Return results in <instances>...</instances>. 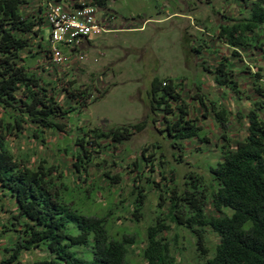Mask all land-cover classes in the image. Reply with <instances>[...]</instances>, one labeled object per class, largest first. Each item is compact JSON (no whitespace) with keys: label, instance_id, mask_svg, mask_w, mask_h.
Here are the masks:
<instances>
[{"label":"trees","instance_id":"trees-1","mask_svg":"<svg viewBox=\"0 0 264 264\" xmlns=\"http://www.w3.org/2000/svg\"><path fill=\"white\" fill-rule=\"evenodd\" d=\"M77 1L73 7L83 5ZM108 1L87 3L104 10ZM237 1L244 7L245 17L219 25L215 30L217 39L232 50L233 57H239L238 49L255 47L263 52L259 38L264 43V0ZM45 15L42 0H0V189L14 203V211L6 223L7 235L12 240L9 246L2 247L1 253L6 255L0 258V264H130L129 248L140 241L126 234L119 239L111 236L107 226L112 223V208L102 216L83 215L74 209L76 197L63 181L64 174L57 172V166L45 162L32 165L27 159L18 160L12 152V141L30 139L32 143L34 140L45 143L47 132H65L67 127L61 119L67 120L72 111L84 110L88 101L92 102L91 91L69 82L71 88L67 84L61 87L68 106L63 109L57 87L63 80L53 76L46 79L25 66L28 60L41 58L49 63V41L44 43L42 35L48 27ZM73 52L77 53L75 56L81 55L77 47ZM232 66L230 59L222 58L213 70L209 66L203 69L213 76L215 85L233 95L237 93L236 97L242 101L239 85L232 77ZM259 76L255 75L252 82L257 97L252 99L246 94L252 109L246 115L237 112L247 119V136L234 141L233 147L226 135L220 137L223 141L218 149L220 159L209 168L210 195L202 178L194 174L188 176L183 190L177 185L170 188L173 174L166 178L160 166L161 152L156 147L151 152L148 147L143 148L140 158L128 165L134 173L131 172L134 176L130 216L135 222L142 216L147 191L159 192L160 201L169 205L163 218L158 217L147 228L145 247L141 250L146 264H176L168 244L163 242L162 234L169 229L167 221L189 231L203 257L207 254L204 229H210L218 237L214 255L194 264H264V89ZM175 83L171 78H154L147 100L153 105V113L159 116L162 127L158 132L171 141L173 149L183 152L182 142L199 139L205 144L206 139L201 135L198 119L189 116L190 105L181 97ZM208 102L209 105L201 96L197 99L206 113L203 117L210 115L219 128L226 127L231 111L221 107L215 97ZM144 126L140 123L81 129L82 133L72 144L71 164L66 172L73 179L89 178L90 165L98 156L104 152L113 154L130 139L133 130L139 131ZM177 160L182 162L181 156ZM100 161L101 166L106 165L104 160ZM116 165L119 164L113 162L110 168ZM147 172L150 174L145 177ZM153 174L159 177L157 182ZM103 176L115 185L122 177L109 171ZM71 225L77 230L76 235L70 231ZM1 227L6 229L4 224ZM37 251H43L44 257L34 263L27 262L28 254Z\"/></svg>","mask_w":264,"mask_h":264},{"label":"rangeland","instance_id":"rangeland-1","mask_svg":"<svg viewBox=\"0 0 264 264\" xmlns=\"http://www.w3.org/2000/svg\"><path fill=\"white\" fill-rule=\"evenodd\" d=\"M74 1L67 0L68 3ZM87 1L77 2L91 5ZM108 2L107 9H96L98 17L109 23L106 26L108 33L92 39L90 43L80 42L83 45L79 43L77 50L81 55L75 56L77 53L73 49H64L71 61L60 68H53L47 59L42 58L28 60L25 64L46 79L53 76V79L63 80L57 83L58 101L63 109L68 106L61 87L67 84L71 88L69 82H76L81 89L91 91L92 102L88 101L84 110L72 111L67 120L61 119L67 127L65 132H47L45 143L18 139L12 141L11 149L18 160L27 159L32 165L45 162L46 165L57 166V172L64 174L63 181L76 197L74 209L83 215L102 216L112 208V223L107 226L111 236L119 239L126 234L140 241V244L136 243L129 248L127 260L130 264H146L141 257V250L145 247L147 228L163 213H167L169 205L160 201L159 192L147 191L142 216L135 222L130 216L134 173L128 169V165L140 158L143 148L148 147L151 152L156 147V151L161 152L160 166L166 178L173 174L174 181L169 184L170 188L177 185L178 189L183 190L188 176L194 174L202 178L206 193L210 195L212 186L209 168L220 159L218 149L223 143L220 137L226 135L233 147L234 141L242 140L248 134L247 119L241 114L246 115L252 109L246 94L252 99L257 97L252 87L255 75L261 76L263 83L260 84L264 89V51L255 47L238 49L239 57H233L232 50L217 39L215 30L219 25L245 17V9L237 0ZM49 34V27H45L42 32L44 43L48 41ZM261 42L264 49L260 37ZM222 58L232 61V77L239 85L242 101L236 97L237 93L233 95L215 85L213 76L203 69L209 66L213 70ZM154 78H171L176 82L181 97L190 105L189 116L198 119L202 128L201 135L206 139L205 144L199 139L187 140L182 142L185 149L180 152L173 149L171 141L158 132L162 127L158 122L159 116L153 113V105L147 100L149 86ZM199 96L207 105L215 97L221 107L231 111L226 127L219 128L210 115L203 117L205 111L197 103ZM238 111H242L240 115ZM151 118L157 121L153 123ZM140 123L145 125L144 128L133 130L130 139L119 146L117 151L113 154L104 152L98 156L90 165L89 178L73 179L66 172L71 164L72 144L77 135L82 133L81 129H107ZM67 148L68 151H63ZM179 156L182 162L177 160ZM101 159L106 165L101 166ZM113 162L119 165L110 168ZM108 171L113 176H122L118 184H110L104 178L103 174ZM149 174L145 173V177ZM153 179L157 182L159 177L153 174ZM139 184H143V181ZM92 186L96 187L92 190ZM8 197L0 189V258L6 255L1 253L2 247L9 246V240H12L7 235L9 231L6 223L14 211V203ZM2 224L6 229L1 227ZM165 224L169 229L162 234L163 242L168 244L173 263H203L214 255L213 249L218 237L210 229H204L207 254L203 257L189 231L168 221ZM70 227V231L76 235L77 230L73 225ZM28 255L26 261L33 263L44 257L43 251Z\"/></svg>","mask_w":264,"mask_h":264},{"label":"built area","instance_id":"built-area-1","mask_svg":"<svg viewBox=\"0 0 264 264\" xmlns=\"http://www.w3.org/2000/svg\"><path fill=\"white\" fill-rule=\"evenodd\" d=\"M46 6V22L49 34V63L60 68L70 62V56L64 49L79 46L80 42H88L101 35L107 34L105 23L98 17L96 7L86 5L67 9L53 0H42ZM109 16H106L107 18ZM77 56V55H76Z\"/></svg>","mask_w":264,"mask_h":264},{"label":"crops","instance_id":"crops-1","mask_svg":"<svg viewBox=\"0 0 264 264\" xmlns=\"http://www.w3.org/2000/svg\"><path fill=\"white\" fill-rule=\"evenodd\" d=\"M60 2H58V4H61V5H63L65 8H67V9H71V8H75V7H73L74 5H73V3H68L67 2V0H59ZM91 41H88V43H90ZM80 44H82V43H80ZM83 45V44H82Z\"/></svg>","mask_w":264,"mask_h":264}]
</instances>
